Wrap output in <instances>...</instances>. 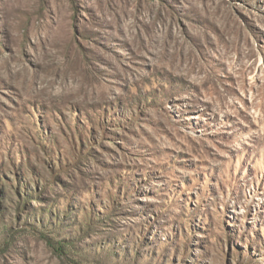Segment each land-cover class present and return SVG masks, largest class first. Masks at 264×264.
I'll use <instances>...</instances> for the list:
<instances>
[{
	"label": "rangeland",
	"instance_id": "rangeland-1",
	"mask_svg": "<svg viewBox=\"0 0 264 264\" xmlns=\"http://www.w3.org/2000/svg\"><path fill=\"white\" fill-rule=\"evenodd\" d=\"M0 264H264V0H0Z\"/></svg>",
	"mask_w": 264,
	"mask_h": 264
}]
</instances>
